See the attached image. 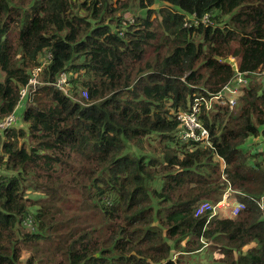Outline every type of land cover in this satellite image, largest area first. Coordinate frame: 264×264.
Returning a JSON list of instances; mask_svg holds the SVG:
<instances>
[{
	"label": "trees",
	"instance_id": "1",
	"mask_svg": "<svg viewBox=\"0 0 264 264\" xmlns=\"http://www.w3.org/2000/svg\"><path fill=\"white\" fill-rule=\"evenodd\" d=\"M229 58L235 106L201 105L209 144L183 139L177 113L233 80ZM39 65L0 135V264H180L205 244L264 264V0H0V119ZM227 188L237 214L195 215Z\"/></svg>",
	"mask_w": 264,
	"mask_h": 264
},
{
	"label": "built area",
	"instance_id": "2",
	"mask_svg": "<svg viewBox=\"0 0 264 264\" xmlns=\"http://www.w3.org/2000/svg\"><path fill=\"white\" fill-rule=\"evenodd\" d=\"M194 18L195 24H197V18ZM208 20L207 15L202 18L203 22ZM45 61V60H44ZM43 61V62H44ZM236 70V74L233 80L226 83L221 90L216 93L210 94L208 97L206 96H198L193 102L190 104V108L187 110H183L177 113L176 117L180 123L181 131L180 135L183 139H191L193 141H199L203 143L209 144V132L208 129L203 125V123L199 120L198 114L201 105H203L206 109L211 108V105L214 102H217L221 105H227L229 108H233L236 104V97L239 92V86L246 82L245 73L240 72L237 68V64L230 60ZM234 62V63H233ZM40 71L41 66H35L32 68L28 81L25 85L21 86L19 89L18 102L15 106V110L11 113L7 114L5 117L0 119V135L3 134L7 129L16 126L18 124L20 117L16 114V110L18 107L23 105L28 96L33 94L34 90L40 83ZM261 72V71H259ZM69 74L65 71L60 72L55 80L52 82L53 86L61 91L64 95H71V84H70ZM82 96L86 97L87 93L85 90L82 91ZM229 191H226L219 201L216 203H211L209 201L201 202L196 210L195 215H200L205 211H209L211 215L217 213L218 211L228 209L230 214H237L242 208H244V204L240 202L230 203L229 201Z\"/></svg>",
	"mask_w": 264,
	"mask_h": 264
},
{
	"label": "rangeland",
	"instance_id": "3",
	"mask_svg": "<svg viewBox=\"0 0 264 264\" xmlns=\"http://www.w3.org/2000/svg\"><path fill=\"white\" fill-rule=\"evenodd\" d=\"M120 1H122V0H120ZM115 5V4H114ZM155 6H157V3H155V4H153L152 5V7H155ZM143 9L141 8V6L139 5V3L137 2V1H131L130 2V7H129V9L127 10V11H124L122 14H123V17H122V19L124 20L123 22L124 23H126V22H131L132 21V18H133V15L134 14H137V15H142L143 14ZM153 17H154V15H153ZM49 54L47 53V54H45V55H42V57H41V61L43 62L44 60H46V58H47V56H48ZM234 60V62L236 63V59L235 58H229V60ZM233 62V63H234ZM32 70V69H31ZM31 72V71H30ZM0 76H1V73H0ZM82 94V93H81ZM27 99V98H26ZM24 106L25 105H21L20 107H18L17 108V110H16V114L20 117V119H19V122H18V124H16L17 126H24V124L22 123V112H23V110H24ZM259 138H262L263 140H264V138H263V136H260ZM226 191H229V201H230V203H233V202H235V200H234V198H233V196H232V193H231V190L229 189V188H227L226 189ZM225 191V192H226ZM224 192V193H225ZM28 195H31V196H38V195H40V192H38V191H30L29 190V192H28ZM224 195V194H223ZM223 197V196H222ZM222 199V198H221ZM219 201V200H218ZM214 204V203H213ZM227 210L228 209H225V210H221V211H218V212H221V213H226L227 212ZM229 211V210H228ZM228 215H231V214H228ZM26 253L23 255V259H22V262L24 261V258L26 257ZM189 255V254H188ZM182 258H184V257H186V255H180ZM188 264V261H186L185 260V262H182L181 261V263L180 264ZM193 263L194 264H199L198 262H196V260L195 261H193ZM211 264H221V262H219V260L218 259H213V261H212V263Z\"/></svg>",
	"mask_w": 264,
	"mask_h": 264
},
{
	"label": "crops",
	"instance_id": "4",
	"mask_svg": "<svg viewBox=\"0 0 264 264\" xmlns=\"http://www.w3.org/2000/svg\"><path fill=\"white\" fill-rule=\"evenodd\" d=\"M232 61H234V60H232ZM262 69L263 70H261V71H262V73H264V65H263ZM220 214H221V212H220ZM222 214H224V213H222ZM184 255H186V257L182 258L181 256H179V260L182 262H185V260H186V261H188V264H194L193 261H195V260L199 264H211L213 259H219L222 256V254L217 249H210L207 244L203 245V247L199 251L186 253Z\"/></svg>",
	"mask_w": 264,
	"mask_h": 264
}]
</instances>
